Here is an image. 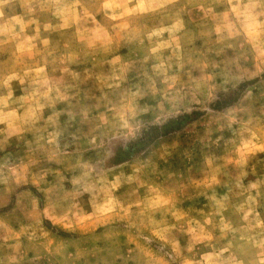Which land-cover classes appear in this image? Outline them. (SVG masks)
<instances>
[{
	"label": "rangeland",
	"instance_id": "374dc122",
	"mask_svg": "<svg viewBox=\"0 0 264 264\" xmlns=\"http://www.w3.org/2000/svg\"><path fill=\"white\" fill-rule=\"evenodd\" d=\"M0 264H264V0H0Z\"/></svg>",
	"mask_w": 264,
	"mask_h": 264
}]
</instances>
